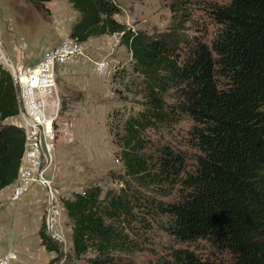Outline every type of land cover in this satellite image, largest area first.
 Wrapping results in <instances>:
<instances>
[{
  "label": "trees",
  "instance_id": "16d2710c",
  "mask_svg": "<svg viewBox=\"0 0 264 264\" xmlns=\"http://www.w3.org/2000/svg\"><path fill=\"white\" fill-rule=\"evenodd\" d=\"M67 1L79 14L70 38L119 36L130 66L110 83L140 107L107 117L122 185L60 199L69 252L84 264H264V0H172L169 30L154 36L119 22L114 0ZM194 8L205 26L190 37L181 31ZM16 114L0 67V190L16 179L23 150L22 131L7 122ZM159 232L170 239L165 253ZM37 236L54 254L46 264L59 262L44 218ZM199 242L206 255L189 248Z\"/></svg>",
  "mask_w": 264,
  "mask_h": 264
},
{
  "label": "rangeland",
  "instance_id": "374dc122",
  "mask_svg": "<svg viewBox=\"0 0 264 264\" xmlns=\"http://www.w3.org/2000/svg\"><path fill=\"white\" fill-rule=\"evenodd\" d=\"M114 1L119 7L117 20L133 32H141L147 36L168 32L171 19L168 5L172 0ZM78 16L79 14L67 0H52L42 5H33L28 0H0V40L4 46L3 52L16 65L26 64L31 57L52 44L54 45L51 48L57 46L62 34H70L73 22ZM190 17L191 20L186 23L184 18L181 19L184 23L181 33L191 37L196 33L194 27H202L205 24L196 8L191 10ZM97 37L81 42L86 55L83 59L88 61V67H84L79 75L71 77L68 81L65 80L64 85L67 87L65 94H62L58 86L59 67L55 74L60 100L59 118L70 125L68 135L71 137L69 142L64 141L61 136L54 138L51 150L52 161L45 174L51 181V191L55 196L53 201L59 209L51 233L60 237L58 242L64 255L56 264H84L69 252L72 244L70 222L60 199L70 197L74 192L81 193L90 187L99 186L106 190L118 189L122 185L121 180L125 178V171L113 155L116 148L108 133L107 117L113 110H122L125 107L127 111L130 109L137 111L140 108L137 104L124 102L123 97H131L130 94L123 92V88L121 90L118 85L110 83L115 68H129L130 53L119 44L118 35H112L109 39L104 38L98 48L92 43L88 44L89 48H87V43ZM69 38L68 36L66 39ZM94 50L100 54H96L99 59L95 61L102 60L109 63L105 72L99 75L95 73L91 63L95 59ZM115 89L122 91L121 94L117 95ZM188 126L189 122H182L178 125L177 131L184 132ZM42 188L45 193L38 197L39 201L29 204L32 205L33 212L30 211L31 218L26 224L29 230L27 242L31 249L26 253L29 261H23L25 264H41L51 255L40 249L37 236V226L40 223L39 225L34 223L38 222V217L33 216L34 213L39 212V216L45 219L48 198L47 189ZM11 220L8 215L7 224H11ZM155 241L157 251L165 253L170 239L159 232ZM189 248L201 255L208 253L207 245L203 242L197 243L196 246L191 245ZM145 255L148 256L149 253ZM17 261H21L20 257Z\"/></svg>",
  "mask_w": 264,
  "mask_h": 264
},
{
  "label": "built area",
  "instance_id": "2783aa9c",
  "mask_svg": "<svg viewBox=\"0 0 264 264\" xmlns=\"http://www.w3.org/2000/svg\"><path fill=\"white\" fill-rule=\"evenodd\" d=\"M3 48L0 40V67L10 75L15 89L17 114L13 117L16 119L14 125L20 128L24 138L17 176L12 183L10 202H17L33 185L47 189L48 208L44 219L46 232L51 239L60 242V237L51 233L59 209L53 201L55 196L51 191V181L45 174L52 161L54 138L61 136L64 141L69 142L71 137L68 135L70 125L59 118L60 100L55 74L57 68L67 61L86 55L81 42L69 38L48 49L34 64L16 65L5 55ZM91 63L98 75L105 72L109 65L102 60H93ZM16 259L17 255L12 250L0 252V264H12Z\"/></svg>",
  "mask_w": 264,
  "mask_h": 264
},
{
  "label": "crops",
  "instance_id": "0c3cea01",
  "mask_svg": "<svg viewBox=\"0 0 264 264\" xmlns=\"http://www.w3.org/2000/svg\"><path fill=\"white\" fill-rule=\"evenodd\" d=\"M68 36L69 34L67 35L62 34L60 41L68 38ZM104 38L109 39L112 38V36L111 37L100 36L97 38H93L91 39L92 41L87 43L88 46L87 48H89L88 44L90 43L94 44L95 47L98 48L99 43L103 42ZM53 45L54 44L40 51L37 55L31 57V59L27 63L31 65L34 64L43 56L44 52L47 51L49 48H51ZM96 54L98 55L99 53L94 50V54H93L95 58L94 60L99 59L96 56ZM87 64H88L87 60L83 58H79L76 60L69 61L65 65H62L58 68L57 70L58 86L62 94H65V92H67L66 91L67 87L64 85L65 80L68 81L71 77H75L76 75H79L84 67L85 68L88 67ZM62 86H64L63 91L61 89ZM7 122L11 124H15L16 119L11 118ZM11 190H12V184L0 190V252H4L6 250H12L17 255L16 261H14L12 264H25L23 263V261L26 262L29 261V258L27 257L26 253L31 249L29 248V244L27 242V239H29V233H28L29 230H28V225L26 224L28 220L31 218L29 217L30 211L33 212L31 210L32 205L29 204L38 202L39 201L38 197L44 194L45 192L41 186L39 187L38 185H34L31 186V188L27 189L17 202L11 203L10 202ZM8 215L12 218L11 224H7L6 219ZM33 216L38 217V222L35 221L34 223H37V225H39L42 219V217L39 216V212L34 213ZM37 228H39V226H37ZM39 246L40 249L44 250V248L40 244ZM49 253L51 254L50 257L47 258L41 264H46L47 261L54 256L52 252ZM19 257L21 260L20 262L17 261Z\"/></svg>",
  "mask_w": 264,
  "mask_h": 264
}]
</instances>
